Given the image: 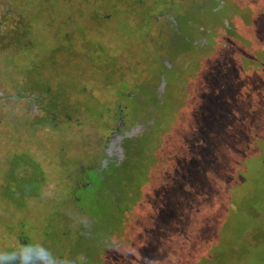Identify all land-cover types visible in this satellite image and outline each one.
<instances>
[{
	"label": "rangeland",
	"instance_id": "1",
	"mask_svg": "<svg viewBox=\"0 0 264 264\" xmlns=\"http://www.w3.org/2000/svg\"><path fill=\"white\" fill-rule=\"evenodd\" d=\"M15 262L264 264V0H0Z\"/></svg>",
	"mask_w": 264,
	"mask_h": 264
},
{
	"label": "flooded vegetation",
	"instance_id": "2",
	"mask_svg": "<svg viewBox=\"0 0 264 264\" xmlns=\"http://www.w3.org/2000/svg\"><path fill=\"white\" fill-rule=\"evenodd\" d=\"M144 28V30H146L147 31V28L146 27H143Z\"/></svg>",
	"mask_w": 264,
	"mask_h": 264
},
{
	"label": "trees",
	"instance_id": "3",
	"mask_svg": "<svg viewBox=\"0 0 264 264\" xmlns=\"http://www.w3.org/2000/svg\"><path fill=\"white\" fill-rule=\"evenodd\" d=\"M14 264H19L18 262H15Z\"/></svg>",
	"mask_w": 264,
	"mask_h": 264
}]
</instances>
